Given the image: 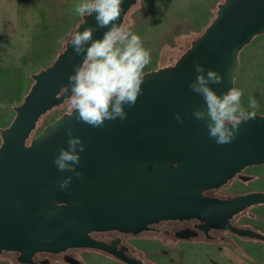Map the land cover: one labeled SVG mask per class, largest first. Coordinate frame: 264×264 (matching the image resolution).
I'll return each instance as SVG.
<instances>
[{"label": "water", "instance_id": "water-1", "mask_svg": "<svg viewBox=\"0 0 264 264\" xmlns=\"http://www.w3.org/2000/svg\"><path fill=\"white\" fill-rule=\"evenodd\" d=\"M136 1L122 0L116 23L121 25ZM85 20L80 29L93 27L94 38L102 37L106 29L96 27L94 14ZM262 32L264 0H222L173 64L144 71L143 91L135 105L126 107L125 120L93 128L65 111L31 135L38 118L66 99L63 86L82 59L70 45L65 49L66 40L49 64L31 73L11 120L0 128V251L17 250L18 259L26 262L38 250L89 247L125 264H144L124 246L117 248V238L106 243L89 232L136 234L162 219L195 218L204 232L222 228L264 241L262 232L230 221L246 207L264 204V191L228 198L204 193L243 167L264 163V112L241 123L231 143L217 145L205 122L193 118L192 109L202 107L203 100L188 87L195 79L194 62L222 74V82L211 85L217 94L233 87L239 49ZM177 112L183 123L175 119ZM67 128L85 147L77 166L82 175H73L69 188L61 190L58 179L72 173L57 171L52 160L60 147H67ZM194 233L183 229L176 236Z\"/></svg>", "mask_w": 264, "mask_h": 264}, {"label": "rangeland", "instance_id": "rangeland-1", "mask_svg": "<svg viewBox=\"0 0 264 264\" xmlns=\"http://www.w3.org/2000/svg\"><path fill=\"white\" fill-rule=\"evenodd\" d=\"M0 6V64H18L21 66L28 89L32 82L31 73L49 64L54 56L62 49L73 28L80 21L75 12V6L80 0H70L67 19L64 25L51 31L50 40L41 41L43 32L37 29L36 14L33 0H28L27 9L30 15L18 16L23 9L21 0L19 6L10 3L11 0H1ZM6 1V2H5ZM7 1L9 3L6 5ZM15 1V0H14ZM222 0H137L125 13L121 26L137 34L145 49L151 54V62L144 71L169 66L190 45L215 15L217 5ZM29 3V4H28ZM30 5V6H29ZM22 10V13L25 14ZM24 26V28H22ZM50 54L45 60H40L46 50ZM239 68L234 77L233 87L239 88L243 95L241 103L248 105L249 96L258 100L257 113L264 112V32L256 34L238 51ZM23 61L26 63H23ZM23 63V64H21ZM20 102V101H19ZM67 111V98L60 104L42 114L31 135ZM9 109L6 116H0V128L9 123L13 116ZM244 173L250 174L247 181L234 177L224 185L212 188L209 194L227 198L234 194L264 189V163L246 167ZM232 222L237 225L258 228L264 233V204H253L237 213ZM224 240L206 239L190 242L181 240L170 243V247L156 241L160 235L153 232H142L136 235H125L123 238L136 244L143 245L145 253L133 249V254L142 258L145 264H204L212 259H219L223 254L242 252L255 257L264 264V241L244 236H236L227 231H221ZM154 240H147L146 237ZM231 243V244H230ZM79 254L89 264H124L123 262L105 255L97 250H82ZM5 254H0V262Z\"/></svg>", "mask_w": 264, "mask_h": 264}, {"label": "clouds", "instance_id": "clouds-1", "mask_svg": "<svg viewBox=\"0 0 264 264\" xmlns=\"http://www.w3.org/2000/svg\"><path fill=\"white\" fill-rule=\"evenodd\" d=\"M121 3L122 0H80L75 12L81 22L69 34L65 45L66 50L70 45L72 51L82 57L63 86L67 114L93 128L104 127L105 121L126 119L125 109L135 105L142 93L144 69L151 62V54L144 48L141 38L116 23ZM93 14L96 27L106 29L100 38H94L93 27L80 29L86 24L85 17ZM193 66L195 79L189 81L188 87L202 97L203 106L193 108L192 116L205 122L209 138L217 145L229 144L236 138L241 123L256 116L258 100L249 96L248 105L244 107L241 103L243 93L237 87L217 94L211 85L221 83L222 74L212 68L205 69L199 62H194ZM174 115L183 123L180 113ZM65 131L67 147H60L52 160L57 171L72 173L58 179L61 190L69 188L73 175H82L77 166L85 147L81 137L73 134L71 128Z\"/></svg>", "mask_w": 264, "mask_h": 264}, {"label": "flooded vegetation", "instance_id": "flooded-vegetation-1", "mask_svg": "<svg viewBox=\"0 0 264 264\" xmlns=\"http://www.w3.org/2000/svg\"><path fill=\"white\" fill-rule=\"evenodd\" d=\"M255 165H257V164H255ZM249 166H252V165H247V166L243 167L232 178L236 177V178H238L239 180H242V181H247V180L252 179L250 174H246V173L243 172V170L246 167H249ZM239 175H242V177H240ZM244 176L245 177L247 176V177L244 179ZM213 188H217V187H213ZM210 189H212V188H210ZM210 189H206L204 191V193L205 194H208V195H212V194H209L208 193V191H210ZM249 191H264V189H257L256 188V189L249 190ZM245 192H248V191H245ZM245 192H241V193H245ZM237 194H240V193H237ZM234 195H236V194H234ZM212 196H215V195H212ZM216 196H218V195H216ZM236 214H234L231 217V219H230V221H231L232 224H234L232 222V219H233V217ZM198 224H199V221L197 219H195V218H189V219H162V220H159L158 222H154V223L149 224V226H148L147 229H144V230H142V231H140L138 233H142V232H153V233H155L156 236L157 235H160L161 236V239L158 238L159 237L158 236V237H156L155 240L157 242L160 241L161 244L166 245L168 247H170V243H172L174 241H177V240H181V241H185V242H190L193 239H197L199 241H204L205 238L206 239H217L218 238L220 241H223L224 240V234H221L220 233L221 231H227V232H230L231 234H234L236 236H240V235H237L236 233H234V232H232V231H230L228 229H222V228H210L207 232H204L202 229H199L197 227ZM234 225H237V224H234ZM237 226H243V225H237ZM243 227H249V226H243ZM183 229L193 230L195 233L193 235L187 237V238L177 237L176 236V231L183 230ZM253 229L262 232L258 228H254L253 227ZM138 233H136V234H138ZM136 234H133L131 232H121V231H118L116 229H108V230H101V231H99V230L98 231L93 230V231H90L89 232V235L90 236L94 237L95 239L102 240V241H104L106 243H110L112 240H114L115 238H117V243H116V247L117 248H119L120 246H124V249H123L124 252H126L127 254H129L131 256H135V257L139 258L138 255L133 254L132 250L133 249H137L140 252L142 251L143 253H145V249H144L143 245L138 246L136 244H132L131 242H128V241H126L123 238V236H125V235H130V236L132 235L133 236V235H136ZM146 238L149 241L151 239L154 240L153 239L154 237L153 238H150L148 236ZM89 249L101 251V252L105 253V255L117 259L116 257H114L113 255H111L110 253H108V252H106L104 250H101V249H97V248H89V247H68V248H66L64 250L55 251V252H53V251H47V250H38V251H35L31 255L30 260L29 261H26V262L20 261L18 259L19 251H17V250H1L0 251V254H5V256L2 258V262H0V264H75L70 259H68V257H72L74 259H78L83 264H89V263H86L87 261L85 260V258H83L79 254V252H81L82 250L83 251L84 250L85 251L86 250L88 251ZM140 259L143 261L142 258H140ZM117 260H119V259H117ZM143 263L145 264L144 261H143Z\"/></svg>", "mask_w": 264, "mask_h": 264}, {"label": "trees", "instance_id": "trees-1", "mask_svg": "<svg viewBox=\"0 0 264 264\" xmlns=\"http://www.w3.org/2000/svg\"><path fill=\"white\" fill-rule=\"evenodd\" d=\"M33 2L35 8L32 9V13L36 14V26L43 32L41 41H48L51 31L65 24L70 0H33ZM49 54L47 49L40 60L47 59ZM25 92L21 66L13 63L0 64V116H6L9 109H13L14 105L21 101Z\"/></svg>", "mask_w": 264, "mask_h": 264}, {"label": "crops", "instance_id": "crops-1", "mask_svg": "<svg viewBox=\"0 0 264 264\" xmlns=\"http://www.w3.org/2000/svg\"><path fill=\"white\" fill-rule=\"evenodd\" d=\"M24 2H25V9L24 10L22 9V10L25 14L22 13V10L18 13V16H21V17L22 16L27 17L28 15H30V12L26 6L28 0H24ZM24 2H23V0H21V6H20L21 8H22V6H24ZM8 3H9V1H7L6 5ZM10 3L16 4L17 6H19L18 0H15V1L11 0ZM4 5H5V3H3L0 0V6L2 7ZM22 28H24V26ZM233 252H235V253L223 254V256H221L219 259H215V260L212 259V260L207 261L204 264H261L255 257H253L251 255L244 254L240 251L239 252L233 251Z\"/></svg>", "mask_w": 264, "mask_h": 264}]
</instances>
